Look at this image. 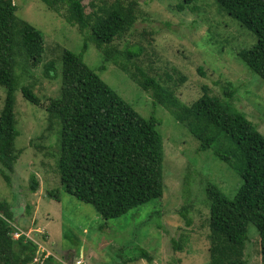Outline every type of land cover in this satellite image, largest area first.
<instances>
[{"label": "trees", "instance_id": "obj_1", "mask_svg": "<svg viewBox=\"0 0 264 264\" xmlns=\"http://www.w3.org/2000/svg\"><path fill=\"white\" fill-rule=\"evenodd\" d=\"M42 1L52 8L59 1L64 3L67 21L78 24L81 32H89L80 52L63 50L61 70L54 60L43 64L44 74L62 77L59 94L49 97L44 108L49 128L57 126V140L52 147L56 148L57 172L65 190L92 204L105 219H114L120 230L128 225H144L143 216L151 220L157 210L146 204L163 197L166 187L162 119L155 110L163 108L185 124L199 141L200 151H211L240 178L232 193L225 192L209 177L204 178L202 192L210 212L208 264H249L253 231L257 233L255 247L264 264V133L232 101L237 88L229 84L224 87V96H217L205 86L199 98L191 104L184 103L175 86L186 76L154 72L157 58H149L143 66L144 46L140 43L119 48L116 40L128 34L136 23L138 0H90V12H86L82 0ZM195 1L182 0L178 7ZM213 1L219 13L232 17L254 36L255 41L241 48L238 56L253 75L264 81V0ZM16 11L14 0H0V86L6 91L0 107V172L9 183L22 152L16 146V66L22 61L39 64L46 49L43 33ZM89 42L103 58L98 69L104 70L106 63L112 62L148 94L154 106L150 115L135 109L85 62ZM199 70L204 74L201 66ZM31 87L22 86L24 97L34 105L41 104V97ZM190 176L185 175L183 192L191 191ZM38 188L39 181L33 175L30 189ZM49 195L58 198L55 191L50 190ZM190 206L183 204L178 209L186 224L191 223ZM24 208L29 210L30 205ZM16 213L9 200L0 198V264H41L46 250L39 246L37 255L38 243L20 240L13 234ZM172 242L181 249L176 238ZM139 253L135 259H152L146 249ZM53 258L49 255L47 262ZM132 260L124 259V263Z\"/></svg>", "mask_w": 264, "mask_h": 264}, {"label": "rangeland", "instance_id": "obj_2", "mask_svg": "<svg viewBox=\"0 0 264 264\" xmlns=\"http://www.w3.org/2000/svg\"><path fill=\"white\" fill-rule=\"evenodd\" d=\"M181 1L138 0L136 23L128 34L116 40L118 47L140 43L144 46L143 66L149 63V58H157L154 72L186 76L176 82L175 92L187 104L199 98L205 86L211 94L224 96V87L232 84L237 88L232 101L264 133V81L253 75L238 56L241 48L255 41L254 36L232 17L219 13L213 0H197L180 8ZM14 2L16 14L43 33L46 47L39 64L22 61L16 66L19 74L15 91L19 131L16 146L22 152L10 173V183L0 172V198L9 200L17 211L14 236L38 243L36 253L39 246L46 250L41 264H208L210 212L202 192L204 178L209 177L225 192L232 193L239 186V176L211 151H200L199 141L185 124L157 107L155 110L162 119L166 187L163 197L146 204L157 210L151 220L143 216L144 225H128L120 230L114 219H105L92 204L68 193L57 172L56 148L52 147L57 140V126L49 128L44 108L49 97L59 94L62 77L44 74L43 64L54 60L61 70L63 50L80 52L89 32L86 29L81 32L78 24L67 21L66 5L60 1L55 8L42 0ZM82 2L86 12L93 9L90 0ZM84 60L135 109L150 115L154 109L151 98L118 65L107 62L106 69H98L103 58L92 42ZM26 84L32 85L41 97V104L26 100L22 92ZM5 95L4 87L0 86V107ZM187 173L191 174V191L183 192ZM33 175L39 181L36 191L30 189ZM50 190L55 191L57 199L49 195ZM26 204L30 205L29 210L24 208ZM183 204H191L190 224L178 213ZM252 235L249 264H262L255 247L257 233L253 231ZM173 238L179 241L181 249L174 247ZM142 248L152 256L150 261L144 257L135 259ZM49 255L54 262H47ZM127 258L133 260L124 263Z\"/></svg>", "mask_w": 264, "mask_h": 264}, {"label": "built area", "instance_id": "obj_3", "mask_svg": "<svg viewBox=\"0 0 264 264\" xmlns=\"http://www.w3.org/2000/svg\"><path fill=\"white\" fill-rule=\"evenodd\" d=\"M82 263V262H81Z\"/></svg>", "mask_w": 264, "mask_h": 264}]
</instances>
